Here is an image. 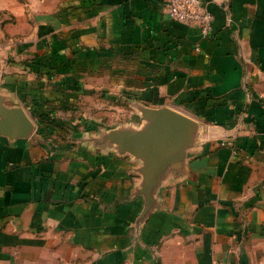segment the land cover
Wrapping results in <instances>:
<instances>
[{
	"label": "crops",
	"instance_id": "0c3cea01",
	"mask_svg": "<svg viewBox=\"0 0 264 264\" xmlns=\"http://www.w3.org/2000/svg\"><path fill=\"white\" fill-rule=\"evenodd\" d=\"M202 2L209 37L166 0H0V264H264V0ZM112 101L197 124L149 191Z\"/></svg>",
	"mask_w": 264,
	"mask_h": 264
},
{
	"label": "water",
	"instance_id": "95a60500",
	"mask_svg": "<svg viewBox=\"0 0 264 264\" xmlns=\"http://www.w3.org/2000/svg\"><path fill=\"white\" fill-rule=\"evenodd\" d=\"M135 107L144 121L142 127L121 125L99 131L101 137L98 142L115 144L119 151L130 152L140 159L143 187L149 191L153 184L156 163L169 157H179L187 148L192 134L196 132L197 124L189 116L171 107ZM10 111L23 120L24 135H28L35 128L22 109Z\"/></svg>",
	"mask_w": 264,
	"mask_h": 264
},
{
	"label": "built area",
	"instance_id": "2783aa9c",
	"mask_svg": "<svg viewBox=\"0 0 264 264\" xmlns=\"http://www.w3.org/2000/svg\"><path fill=\"white\" fill-rule=\"evenodd\" d=\"M166 2L167 12L172 20L198 25L204 37H209L213 33L214 15L202 0H166Z\"/></svg>",
	"mask_w": 264,
	"mask_h": 264
},
{
	"label": "rangeland",
	"instance_id": "374dc122",
	"mask_svg": "<svg viewBox=\"0 0 264 264\" xmlns=\"http://www.w3.org/2000/svg\"><path fill=\"white\" fill-rule=\"evenodd\" d=\"M116 103H117V101H112L111 104H109V108H107V109H111L116 114L110 115V116H105V115L101 116L102 119H103V123H102L103 126H106L104 124H107V125L111 124L109 127H107L108 130L112 129V128L118 126V125H124L125 122H129L128 121L129 120V116H128V114H126V110H127V112H129V114H130V111L135 112L134 107H131L132 105H130L128 103L124 104L125 105V107H123L124 110H123V108L122 109H118L116 106H121V105H116ZM101 108H102V106H96L95 105L94 106L95 110L93 108H91V109H92L93 112H95V115L96 114L99 115L100 111L102 110ZM111 116L113 117V121H112V119H110ZM96 117H98V116H96ZM103 130H105V129H103Z\"/></svg>",
	"mask_w": 264,
	"mask_h": 264
}]
</instances>
